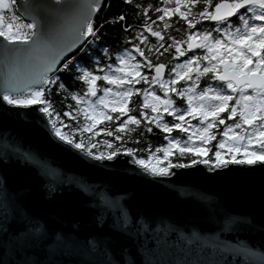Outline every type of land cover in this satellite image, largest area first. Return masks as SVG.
<instances>
[{
  "label": "snow or ice",
  "instance_id": "snow-or-ice-1",
  "mask_svg": "<svg viewBox=\"0 0 264 264\" xmlns=\"http://www.w3.org/2000/svg\"><path fill=\"white\" fill-rule=\"evenodd\" d=\"M123 2L131 9V17L121 13L95 24L93 14L107 7L101 0H25L21 5L25 19L17 15L16 0H0L3 101L25 108L35 106L33 110L47 117L56 137L97 160H112L122 150L132 156L137 151L113 147L109 139L99 141L103 150L99 145L90 150L93 138L100 133L111 137L115 132V140L121 141L142 124L149 133L152 126L165 134L178 130L183 139L164 135L166 143L154 151L149 146L146 158L134 160L153 176H169L174 167L197 163L215 168L228 164L264 167V0ZM105 24H119V40L126 42L115 49L99 46L103 55L94 62L89 60L87 67L61 61L81 43L94 45ZM165 53L167 61L161 59ZM70 64L75 81L83 84L80 93H69L75 107L63 112L64 117L77 121L71 133L62 130L61 116L45 98V86L50 90L56 85L57 93L67 91L56 73L69 71ZM134 97L139 98L138 104L132 103ZM137 110L138 114H132ZM77 132L79 141L73 139ZM84 133L91 134L87 143ZM214 140L215 150L209 157ZM23 155L33 159L28 152ZM174 156L180 162L173 164ZM185 158L186 164L182 163ZM47 187L54 190L51 183ZM93 195L102 206L99 223H104L108 210L115 209L114 227L141 238L142 264H165L156 259L160 250L181 257L167 264H249L248 258L257 254L246 243L233 244L218 234L205 235L196 228L178 230L164 218L135 217L121 204V196ZM16 199L17 194L0 180V233L9 245L23 248L52 235L50 253L88 257L102 251L107 264H132L126 249L117 260L107 248L100 249L101 238L95 235L78 240L60 231L50 233L46 224L29 216ZM205 211L216 209L205 207ZM17 217L22 226L13 228L11 221ZM239 220L236 216L226 218L223 231ZM172 233H176L174 240ZM149 241L155 251L148 247ZM260 256L264 264V253Z\"/></svg>",
  "mask_w": 264,
  "mask_h": 264
},
{
  "label": "water",
  "instance_id": "water-1",
  "mask_svg": "<svg viewBox=\"0 0 264 264\" xmlns=\"http://www.w3.org/2000/svg\"><path fill=\"white\" fill-rule=\"evenodd\" d=\"M24 2L16 0L17 12L23 17ZM83 44L66 52L61 61L81 50ZM34 108L8 105L0 92V180L17 194V204L29 216L45 223L50 233L60 231L78 240L95 235L101 238L100 249L107 248L117 260L126 249L132 264H142V240L114 227L117 210H108L104 223L97 221L102 206L93 194L121 196V204L135 217L164 218L178 230L196 228L205 235L218 234L233 244L246 243L257 253L248 258L249 264H261L264 167L260 164L215 168L197 163L187 168L174 167L169 176H153L134 163L135 156L123 151L112 160L88 157L56 137L47 117ZM25 152L33 159L25 158ZM50 183L53 191L47 187ZM205 207L216 211L208 213ZM229 216L240 220L225 232L224 220ZM22 223L18 217L11 221L13 228H20ZM171 236L174 240L176 233ZM52 242L49 235L36 244L17 248L0 233V264H107L102 251L88 257L62 251L50 253L48 246ZM148 247L156 250L150 241ZM180 258L163 250L156 255L165 264Z\"/></svg>",
  "mask_w": 264,
  "mask_h": 264
},
{
  "label": "trees",
  "instance_id": "trees-1",
  "mask_svg": "<svg viewBox=\"0 0 264 264\" xmlns=\"http://www.w3.org/2000/svg\"><path fill=\"white\" fill-rule=\"evenodd\" d=\"M133 4L139 2V0H132ZM147 3H155L158 4L159 0H146ZM102 3H106L107 7H105L103 10H97V13L95 14L93 20L95 24H100L101 22L106 21L110 17H114L117 15H120L121 13H128L129 17H131V9L124 4L123 0H103ZM21 17H23L21 14H19ZM133 23H135V19H132ZM100 39L95 42L94 45H88L85 44L80 51L74 52L70 56L66 58V60L70 61L71 64L79 65L80 67H87L88 61L92 60L93 62L96 60H99L101 56L103 55L101 48L99 46H102L103 48H118L120 44L125 43L126 41L119 40L120 37V25L116 24L115 26L107 25L105 24L104 27L100 29ZM114 55V53H113ZM163 61L168 60V54L165 53L164 56L161 58ZM65 60V59H64ZM63 60V61H64ZM71 64L69 71L64 72L60 71L57 72L56 75L59 76L60 82L65 84V89L67 91L63 93H57L56 91V85H52L50 90L48 89V86L46 87L45 92V98L49 99L52 108L55 110L56 113H58L61 116L62 123L65 125V127L62 129L63 131L70 132L71 129L74 127H77V121L72 120L70 117H64L63 112L69 111L71 112V109L75 107V102L71 100V97L69 93L76 91L77 93H80L83 88L82 82H76L74 79V75L72 73ZM138 87L141 85H137ZM140 102L138 97H134L132 100V103L138 104ZM178 106L179 102H178ZM132 114H138L137 112H134ZM124 117L121 118L123 120ZM166 120H171L170 117H165ZM120 121H117L115 123H119ZM194 122V121H193ZM227 122V121H226ZM59 126V125H58ZM104 126L98 125L97 129L95 131H98L100 127ZM113 130L115 125L112 126ZM222 128V127H221ZM221 130V129H220ZM219 131V130H217ZM90 133H84V141L87 143V138L90 136ZM164 135H169L172 137H175L179 135L182 139L184 138V134H180L178 130H174L171 134H165L162 132V130H159L155 128V126H152V132L149 133L145 130L144 125L135 128L134 131L131 132L130 138L129 135H124V138L121 141L115 140V132L113 136L109 137L105 133H100L98 136L93 138V148L90 149L92 151L97 150V146L99 145V141L103 139H109L113 141V147H132L136 149L135 158H146L148 155L147 149L151 148V150H155L156 147L166 143V141L163 139ZM73 139L79 141L81 139V135L79 132L73 134ZM213 147L211 151L207 154L209 157L211 156V152L214 151V144L216 141L210 142ZM100 150H103V145H99ZM123 151V150H122ZM173 164L180 162L176 159V157H172ZM182 163H187V158H185Z\"/></svg>",
  "mask_w": 264,
  "mask_h": 264
},
{
  "label": "flooded vegetation",
  "instance_id": "flooded-vegetation-1",
  "mask_svg": "<svg viewBox=\"0 0 264 264\" xmlns=\"http://www.w3.org/2000/svg\"><path fill=\"white\" fill-rule=\"evenodd\" d=\"M234 23H235V20L233 21ZM203 24H208V22H206V21H204V22H202ZM177 38H179V37H177ZM181 60L183 59V58H180ZM173 62H177L176 60H175V58H173ZM223 115V114H222ZM222 127V126H221ZM218 130H220V129H218ZM221 130H222V128H221Z\"/></svg>",
  "mask_w": 264,
  "mask_h": 264
},
{
  "label": "built area",
  "instance_id": "built-area-1",
  "mask_svg": "<svg viewBox=\"0 0 264 264\" xmlns=\"http://www.w3.org/2000/svg\"><path fill=\"white\" fill-rule=\"evenodd\" d=\"M18 15V14H17ZM22 19H25V18H22ZM88 39H91L90 37Z\"/></svg>",
  "mask_w": 264,
  "mask_h": 264
},
{
  "label": "bare ground",
  "instance_id": "bare-ground-1",
  "mask_svg": "<svg viewBox=\"0 0 264 264\" xmlns=\"http://www.w3.org/2000/svg\"><path fill=\"white\" fill-rule=\"evenodd\" d=\"M210 166V165H209ZM171 171V170H170Z\"/></svg>",
  "mask_w": 264,
  "mask_h": 264
},
{
  "label": "rangeland",
  "instance_id": "rangeland-1",
  "mask_svg": "<svg viewBox=\"0 0 264 264\" xmlns=\"http://www.w3.org/2000/svg\"><path fill=\"white\" fill-rule=\"evenodd\" d=\"M80 51V50H79Z\"/></svg>",
  "mask_w": 264,
  "mask_h": 264
}]
</instances>
